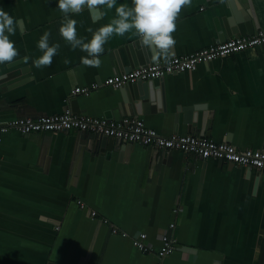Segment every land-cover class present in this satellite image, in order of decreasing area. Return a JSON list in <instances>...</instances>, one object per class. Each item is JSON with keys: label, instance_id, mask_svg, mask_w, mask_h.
Here are the masks:
<instances>
[{"label": "crops", "instance_id": "obj_1", "mask_svg": "<svg viewBox=\"0 0 264 264\" xmlns=\"http://www.w3.org/2000/svg\"><path fill=\"white\" fill-rule=\"evenodd\" d=\"M120 4L131 6V0H117ZM57 5L58 0H0V9L17 21L10 39L20 53L13 63L0 65L3 122L61 114L73 89L153 63L137 55L142 47L132 31L109 38L99 68L84 66L87 54L72 50L59 34L64 14ZM236 14L257 24L247 37L264 32V0H192L176 21L173 57L237 37L225 26ZM70 18L87 42L88 29L110 23L115 8H85ZM46 31L50 46L60 47L51 66L36 69L33 61L42 55L37 43ZM158 83L166 102L146 109L127 111L123 100L130 88L77 96L70 108L89 118H140L166 137L203 135L218 144L264 151V46ZM191 107L206 110L208 120L205 130L194 126L190 134L184 110ZM102 139L76 130L1 135L0 264H264V172L137 143L121 156L125 144L117 141L114 152L101 159ZM172 222L174 254L160 259L134 248L131 237L145 233L158 250ZM111 225L129 237L114 235Z\"/></svg>", "mask_w": 264, "mask_h": 264}, {"label": "built area", "instance_id": "obj_2", "mask_svg": "<svg viewBox=\"0 0 264 264\" xmlns=\"http://www.w3.org/2000/svg\"><path fill=\"white\" fill-rule=\"evenodd\" d=\"M261 46H264V32L249 37H233L225 42L212 44L188 55L172 57L167 63L164 61L154 62L148 66L107 78L104 82H94L86 87L75 88L67 99L68 109L61 114L15 119L8 122H3L0 119V137L12 130H16L24 136L42 132L68 133L76 130L90 132L101 138H113L122 144L137 143L163 152L180 151L205 160H221L233 166L264 172V151L241 150L231 144H218L213 140L202 139L193 135L166 137L160 135L155 129L148 127L144 120L140 118L120 122L104 118H89L74 114L70 108L71 100L77 96L89 97L94 92L104 88L121 90L127 85L138 82L146 83L169 75L192 72L197 70L199 65L210 64L215 60L228 58ZM78 204L81 208H86L83 202L80 201ZM174 214H178V209L174 210ZM91 215L96 217L97 213L92 211ZM104 223L109 224V221L104 220ZM111 227L114 235H121L124 238L129 237L127 232L118 230L112 225ZM176 228V222L169 225L168 232L161 237V245L158 250L148 244V235L145 233L132 236L131 241L134 248L139 252L156 254L158 258L165 259L174 254L177 249Z\"/></svg>", "mask_w": 264, "mask_h": 264}, {"label": "clouds", "instance_id": "obj_3", "mask_svg": "<svg viewBox=\"0 0 264 264\" xmlns=\"http://www.w3.org/2000/svg\"><path fill=\"white\" fill-rule=\"evenodd\" d=\"M191 4L192 0H131V6L120 4L117 7V0H58L57 8L64 14L59 34L72 50L79 48L87 54L81 58L82 64L87 67L101 66L99 57L104 53V45L110 37H123L132 31L138 36L141 47L151 54V61L163 60L167 63L175 55L173 33L176 31V21L183 8ZM101 6L115 8V18L94 32L89 28L92 36L86 42L85 38L78 37L77 22L70 18V14L79 13L85 8L92 11ZM16 26L17 21L0 9V65L11 64L20 55L10 39L16 34ZM50 36V32H44L37 43L42 55L33 61L36 69L51 66L53 57L58 53L60 45L50 46ZM24 62H28V57H24Z\"/></svg>", "mask_w": 264, "mask_h": 264}, {"label": "water", "instance_id": "obj_4", "mask_svg": "<svg viewBox=\"0 0 264 264\" xmlns=\"http://www.w3.org/2000/svg\"><path fill=\"white\" fill-rule=\"evenodd\" d=\"M236 19L234 21H230L229 26L226 24V30L227 33H232L233 36L237 37H247L249 35V31L252 29V31L255 33L256 32V27L257 24L255 23L254 19H249L246 18L245 16L242 17L241 15H235ZM142 50V53L137 54L142 58V56L145 57L149 56L150 53L148 52L147 49L140 48ZM123 62L127 60L126 56L124 55V50L120 51ZM128 55V61H133L135 58L134 55H132V52L126 53ZM133 56V57H132ZM139 58V57H138ZM139 58V59H140ZM142 63V62H141ZM154 63V62H153ZM161 79L149 81V82H138L136 84L132 85H127L125 88H130L129 91H125V98L123 100L124 102V107L129 110V107L131 106L132 108L136 107H142L144 109L147 108L146 104H151V105H158V103H165L166 102V95H165V89L162 83H158ZM121 89V90H123ZM206 110H203L201 108H196V107H191L186 110H184L185 113V121H187L189 125V133L191 134V127H198L200 129H206V124L208 120V115L205 112ZM108 117V116H107ZM200 138H205L203 135H201ZM114 140L113 138H107L103 137L102 139V157L101 159L105 157H109L108 155H111L114 150ZM113 142V144H112ZM132 144H125L120 147V154L125 155L126 151L130 148Z\"/></svg>", "mask_w": 264, "mask_h": 264}]
</instances>
